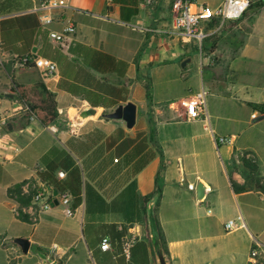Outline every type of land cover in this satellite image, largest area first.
<instances>
[{"label": "crops", "instance_id": "0c3cea01", "mask_svg": "<svg viewBox=\"0 0 264 264\" xmlns=\"http://www.w3.org/2000/svg\"><path fill=\"white\" fill-rule=\"evenodd\" d=\"M39 1L0 0V20L30 13ZM134 1L68 0L62 20L76 32L60 44L38 26L35 55L55 63L54 74L26 68L15 54L0 49V121L6 120L5 128L0 124V239H28L27 255L36 264L41 261L34 246L60 264H125L117 247L99 249L101 238L108 237L102 227L114 225L145 244L146 249L133 248L130 264H159L156 242L166 264H252L255 244L257 264H264L258 242L264 230V118H252L260 117L254 107L264 106V0H249L250 16L222 24L229 37L222 44L229 47H219L221 42L213 50L205 47L186 87L177 85L180 64L191 61L198 48L171 31L173 0ZM223 1L197 0L196 5L215 9ZM133 9L137 13L129 20L121 18ZM37 82L55 94L62 127L41 125L16 95L6 96L15 84ZM201 89L208 92L206 115L188 120L181 102ZM127 102L137 109L130 130L121 121L89 114L112 112ZM246 131L254 135L241 139ZM218 138L226 143L218 145ZM141 144L154 157L134 174L133 149ZM52 147L67 151L79 167L81 204L71 218L54 205L35 223L23 222L12 211L9 192L25 182L21 194H28L41 184L40 158ZM235 151L257 162L253 181L243 176L242 166L234 169ZM157 178L158 203L152 197L144 204ZM232 182L249 189L236 193ZM199 183L206 187L202 200L188 189ZM230 220L242 226L226 233ZM27 255L15 245H0V264H22Z\"/></svg>", "mask_w": 264, "mask_h": 264}, {"label": "trees", "instance_id": "16d2710c", "mask_svg": "<svg viewBox=\"0 0 264 264\" xmlns=\"http://www.w3.org/2000/svg\"><path fill=\"white\" fill-rule=\"evenodd\" d=\"M127 4L135 5L134 0H125ZM251 5L249 3V8L246 12H250ZM137 13L136 9L130 10L127 16L121 15L123 20H129L131 16H134ZM246 16V13L243 17ZM218 29L213 35L207 38L215 36L223 26H220V20L214 18L206 24L205 30H214ZM38 29V21L34 14L27 13L23 15H18L15 17H8L0 20V49L13 53L17 55V61L21 62L26 56L29 57L24 63L26 68L33 67V63L30 59L33 58L32 49L35 45V34ZM205 40V42L207 41ZM203 44V43H202ZM214 47V46H213ZM198 48V46H196ZM201 48H205L203 45ZM9 93L16 95L20 102L27 107L28 116L35 117L43 126L57 125L65 123V121H59V114L57 111V103L55 94L48 90L42 82L20 85L15 84L14 88L9 91ZM260 114L264 115V106L254 107ZM106 120V119H105ZM141 134L138 135L140 137ZM112 139V137H111ZM139 145L136 147V150L133 149V157L138 158L133 165V173H138L142 168H144L154 157V153L147 150V146L141 144V149L138 150ZM236 158L233 159L234 169H237L236 166H242L244 168L243 176L251 179L253 181L252 175L257 173V162L246 158V153H240L235 151ZM40 163L43 165V170L37 172V177L41 183L46 186L52 187L57 193L67 192L72 197V207L73 210H76L82 201L81 198V188L82 180L80 169L77 166L75 160L72 156L65 150L52 147L40 158ZM62 170L66 173V177L63 180H58L56 178V172ZM25 182L21 183L15 189H12L9 192L10 198L16 200L20 205L27 206L30 204V201L35 194V190L30 191L28 195L21 194V186ZM134 186V182L132 183ZM233 190L236 193H240L249 189V184H244L243 186H237L232 182ZM161 194V183L159 178H157L156 189L153 194L147 196L144 199V204H146L152 197H156V202L160 198ZM19 220L23 222H30L29 217L26 215H20ZM104 236H108L111 242H119L121 238L127 235V229L122 228V230L117 231L114 225L103 226ZM7 243L0 239V245ZM135 247H143L146 249L144 242L137 241L130 251L131 261H132V250ZM33 250L37 253H43L49 255V251L44 250L38 246H34ZM146 253V252H145ZM146 255V254H145ZM50 256V255H49ZM147 256V255H146ZM124 261L123 257H120ZM61 263V262H60ZM148 264V263H141Z\"/></svg>", "mask_w": 264, "mask_h": 264}, {"label": "built area", "instance_id": "2783aa9c", "mask_svg": "<svg viewBox=\"0 0 264 264\" xmlns=\"http://www.w3.org/2000/svg\"><path fill=\"white\" fill-rule=\"evenodd\" d=\"M107 1L112 2V0ZM146 1L148 4H151L155 0ZM249 3V0H224L219 7L213 9L205 5L197 6V0H173L171 4V31L180 42L185 44L195 43L200 47L208 37L219 29L205 30L206 24L211 22L214 18H218L221 25L228 20L239 21L248 10ZM68 7V0H40L33 6L30 13L36 16L39 29L47 30L48 38L60 44L73 36L76 32V28L72 23H64L62 20V13ZM52 25H59L61 28L60 30H52L50 29ZM14 58L17 61V55H14ZM28 58L29 57L26 56L21 62H17L24 66ZM30 61L33 63L35 69L44 74H54L57 71L55 63L50 60L33 57ZM207 94L208 92L205 89H201L190 99L181 102V107L184 110L186 119L196 120L206 115ZM259 116L261 117L264 115L259 113ZM257 117L258 114L252 115L253 119H257ZM0 124L5 128L6 120H1ZM216 142L218 145H223L226 143V139L218 138ZM247 157L248 155L246 154V158ZM56 178L58 180H63L65 178V172L62 170L57 171ZM188 189L196 192L195 185H188ZM32 190H35V194L29 205L22 206L14 200L12 211L17 217L26 215L29 217L31 223H35L39 213L49 211L54 206L53 203L55 199L58 201V205L61 207L65 217L71 218L74 216L75 210H73L72 197L69 193H57L55 196L53 188L43 183L35 186ZM28 194L22 193V195ZM150 205L152 207L153 204ZM207 212L210 214L211 210ZM241 226V221L238 223L237 221L230 220L224 224V231L229 233ZM138 237L137 235H131L130 237L125 236L114 244H112L108 237H102L99 249L101 252H109L113 251V247H117L118 251H116V256L118 258L123 257L125 264H130V251L138 241ZM258 248L259 245L255 244L250 250L249 258L252 264H257V259L259 257Z\"/></svg>", "mask_w": 264, "mask_h": 264}, {"label": "water", "instance_id": "95a60500", "mask_svg": "<svg viewBox=\"0 0 264 264\" xmlns=\"http://www.w3.org/2000/svg\"><path fill=\"white\" fill-rule=\"evenodd\" d=\"M32 52L34 54V57H36V55H35L36 49L35 48L33 49ZM188 62H189V59L185 60L181 66L184 67ZM6 96L8 98H12L13 94H8ZM89 114L94 115V116H100V117L107 119V120L121 121L125 124L126 129L130 130L135 125L137 109L133 103L127 102L123 105H118L112 112L100 114L98 111L91 110ZM263 118H264V116H261V117L255 119V121L262 120ZM9 129H11L10 125H9ZM205 192H206V187L202 183H199L196 187L197 199L202 200L205 196ZM54 195L55 196L57 195L56 191L54 192ZM53 204L55 206H58V201L55 199ZM6 242L8 244H12V245L17 246L23 255H27L30 251V248H31V243L26 238H13V239L7 240ZM154 252H155L156 258L158 260V263L159 264H166L165 257L163 255V251H162V247H161V244L159 242L155 243ZM38 257L41 261V264H60L59 261H57L56 259H53V258H51V257H49L43 253H38Z\"/></svg>", "mask_w": 264, "mask_h": 264}, {"label": "rangeland", "instance_id": "374dc122", "mask_svg": "<svg viewBox=\"0 0 264 264\" xmlns=\"http://www.w3.org/2000/svg\"><path fill=\"white\" fill-rule=\"evenodd\" d=\"M244 16V15H243ZM246 16H250V12H246ZM243 18V17H242ZM241 18V19H242ZM240 19V20H241ZM247 22H245L246 24ZM224 28V27H223ZM223 28L221 29V31H219L217 34H215V36H212L211 38H209V40H207L206 42L204 41L203 42V46L204 47H207L208 50H213L212 48H215L216 44L218 42H221L220 43V46L221 48H227L229 46H227L226 44H222L223 42H227L226 40L224 39H229L228 36L225 35V33H222L223 32ZM201 45V46H202ZM200 47H198V54L194 55L193 56V59L191 61H189L183 68L182 66L180 67V76H179V81L177 82V85L178 87H186L188 85V83L190 81H192V79H190L193 75V71L194 69H198L199 67V61L201 59L200 56L201 55V51H203V49ZM214 46V47H213ZM206 49V48H205ZM206 50H204L203 52H205ZM184 62V61H183ZM182 62V63H183ZM182 63L180 65H182ZM206 76V75H205ZM157 89H163L162 86H158ZM261 123V122H260ZM258 124V123H256ZM264 125V124H263ZM251 135H254L252 131H246L244 132L240 138L241 139H246V138H249ZM254 204H256V200L253 202ZM264 227H262L263 229ZM258 242L264 247V230H263V233L259 236L258 238ZM22 264H36V258H34L33 256H25L23 259H22ZM41 264V263H39Z\"/></svg>", "mask_w": 264, "mask_h": 264}]
</instances>
